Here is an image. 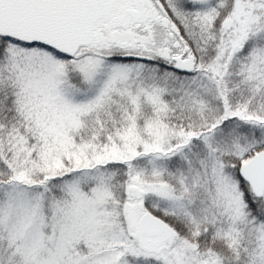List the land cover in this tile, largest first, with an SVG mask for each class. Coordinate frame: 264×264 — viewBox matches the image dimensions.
Masks as SVG:
<instances>
[{
    "label": "snow or ice",
    "instance_id": "obj_1",
    "mask_svg": "<svg viewBox=\"0 0 264 264\" xmlns=\"http://www.w3.org/2000/svg\"><path fill=\"white\" fill-rule=\"evenodd\" d=\"M0 264H264V0H0Z\"/></svg>",
    "mask_w": 264,
    "mask_h": 264
}]
</instances>
